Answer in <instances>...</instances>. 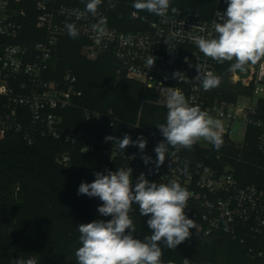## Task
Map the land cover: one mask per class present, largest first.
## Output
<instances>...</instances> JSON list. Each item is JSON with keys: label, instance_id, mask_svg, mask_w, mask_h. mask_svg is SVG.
I'll return each mask as SVG.
<instances>
[{"label": "built area", "instance_id": "1", "mask_svg": "<svg viewBox=\"0 0 264 264\" xmlns=\"http://www.w3.org/2000/svg\"><path fill=\"white\" fill-rule=\"evenodd\" d=\"M75 11L83 13L80 19ZM216 13L207 21L158 16L147 30L129 33L120 32L107 23V34L99 35L92 25L98 23L100 17L107 18L104 11L98 10L94 17L85 8L69 6L60 0H0V139L16 134L32 145L40 136L73 147L81 144L86 154L93 153L97 147H107L110 159L127 162L123 168H132L137 178L143 173L149 181L156 180L158 184L175 179L186 187L191 195L185 213L196 223V228L191 230L264 244V190L242 183L229 166L219 170L198 163L189 169L180 156L172 157L170 150L157 171L155 152L137 154L129 146L122 152L112 141H105L107 136L98 137L94 133L101 119H105L109 127L117 123L111 111L102 115L83 108L79 128L66 130L61 113L80 107L78 101L82 92L70 71H65L59 80H52L48 75L57 43L68 33L65 24L74 23L78 36L87 42L82 49L86 59L114 56L120 60L128 79L155 91L159 106L166 107L169 88L179 89L190 105L199 106L220 120L222 139L226 137L236 146L243 145L249 128L256 130L257 151L264 156V104L260 105V101H264V58L256 65H249L243 73H231L230 84L247 92L238 95L235 101L212 100L210 92L204 91L194 80L199 63L206 70L216 72L217 62L205 57L191 39L194 35H215ZM29 19H33L35 28L43 34L32 49L19 42L23 38V25ZM199 28L204 31L200 32ZM151 56L155 60L148 68ZM177 71L185 75L184 80L173 78ZM234 136H240V141L236 142ZM163 140L161 133L147 131V146H157ZM210 146L213 145L201 140L193 145ZM143 156L151 157L147 165ZM58 159L59 164L67 167L71 154L64 152ZM262 168L264 170V164ZM256 255L261 257L262 252Z\"/></svg>", "mask_w": 264, "mask_h": 264}, {"label": "trees", "instance_id": "2", "mask_svg": "<svg viewBox=\"0 0 264 264\" xmlns=\"http://www.w3.org/2000/svg\"><path fill=\"white\" fill-rule=\"evenodd\" d=\"M60 2L86 8L88 0ZM132 2L111 0L115 4L112 8L110 0H103L98 10L106 13L108 26L120 32L145 31L158 16L142 11L134 17ZM172 7L179 9V14H172ZM226 9L227 0H171L168 15L207 21L217 11ZM42 36L33 19H29L23 25V38L19 42L32 49ZM86 45L83 38H72L67 33L58 41L52 59L49 77L59 80L65 71H70L82 92L80 107L61 113L63 128L77 130L82 109L87 108L102 115L111 111L117 118L113 127L101 119L95 125L94 133L98 137L115 136L122 140L127 134L136 141L139 136L147 140V131L161 133L156 126L166 123L168 109L156 104L155 91L128 79L120 60L112 55H102L93 61L86 59L82 54ZM230 63H217L215 75L221 77V83L209 90L212 100L235 101L238 95L247 93L228 82L232 73L228 70ZM256 134V130L249 128L241 146L224 137L218 150L214 146L192 147L180 150L177 155L189 169L198 163L219 170L229 166L242 183L264 190V156L257 151ZM129 147L132 152L142 154L155 152L156 146L146 145L143 151L138 146ZM64 152L71 154L67 167L58 163V157ZM127 165L121 159H110L107 147H97L93 153L86 154L81 144L73 147L40 136L32 145L16 134L0 139V264H13L16 259L30 257L36 258L39 264H77L75 250L81 246L79 225L111 219L98 212L102 205L99 198L78 194L80 184L92 183L97 172L107 174ZM137 179L133 170L134 184ZM132 209L129 215L136 227L133 236L143 240L151 234L147 225L150 217L142 216L135 204ZM190 231L191 237L175 250L160 244L163 264H185L184 259L188 264H264V244ZM259 251L261 257L256 255Z\"/></svg>", "mask_w": 264, "mask_h": 264}, {"label": "clouds", "instance_id": "3", "mask_svg": "<svg viewBox=\"0 0 264 264\" xmlns=\"http://www.w3.org/2000/svg\"><path fill=\"white\" fill-rule=\"evenodd\" d=\"M170 2L171 0H133V16L146 11L159 17H167ZM102 3L103 0H88L85 11L95 17ZM109 6L115 8L111 0ZM171 12L179 14V9L172 7ZM74 14L77 19L83 15L79 11ZM216 17L218 22H213L214 36L191 37L205 57L220 64L231 62L228 70L241 73L249 65H256L264 58V0H227L226 11H218ZM65 27L70 37L76 38L79 35L74 23H66ZM92 29L99 35L107 34V18L100 17L98 23L92 25ZM199 31L203 32L204 29L199 28ZM154 60L151 56L148 68L153 66ZM196 68L197 76L194 80L199 82L204 91L219 87L221 77L206 70L200 63ZM173 78L184 80L185 75L177 71L173 73ZM166 107V123L156 126L164 137L154 149L157 171L169 155V148L174 149L170 155L175 157L181 149L191 150L200 140L207 141L217 150L222 146L221 121L214 119L199 106L190 105L182 91L169 88ZM105 141H112L122 152L130 145L138 146L143 151L147 144L143 136L133 141L127 134L122 140L107 136ZM142 159L146 165L151 161L149 156H143ZM78 194L99 198L102 205L98 207V212L111 219L94 220L79 225L81 246L75 250L77 264H163L160 244L175 250L191 237L190 230L196 228L195 221L185 213L191 194L175 179L158 184L150 182L141 173L133 187V169L119 168L116 171H107V174L95 173L92 183L80 184ZM134 204L139 207L142 216L150 217L147 225L151 234L143 240L133 236L136 227L129 214ZM184 260L188 264V260ZM13 264L39 262L30 257L16 259Z\"/></svg>", "mask_w": 264, "mask_h": 264}, {"label": "rangeland", "instance_id": "4", "mask_svg": "<svg viewBox=\"0 0 264 264\" xmlns=\"http://www.w3.org/2000/svg\"><path fill=\"white\" fill-rule=\"evenodd\" d=\"M228 82H229V79H228ZM240 136H234L233 139L236 141V142H239L240 141ZM202 143H208L207 141H204V140H201Z\"/></svg>", "mask_w": 264, "mask_h": 264}]
</instances>
